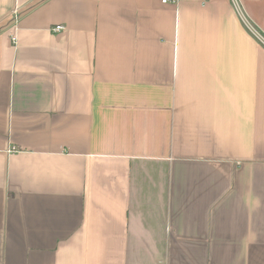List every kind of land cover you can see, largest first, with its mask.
I'll list each match as a JSON object with an SVG mask.
<instances>
[{
	"label": "crops",
	"instance_id": "obj_1",
	"mask_svg": "<svg viewBox=\"0 0 264 264\" xmlns=\"http://www.w3.org/2000/svg\"><path fill=\"white\" fill-rule=\"evenodd\" d=\"M0 264H264V47L229 0H0Z\"/></svg>",
	"mask_w": 264,
	"mask_h": 264
},
{
	"label": "built area",
	"instance_id": "obj_2",
	"mask_svg": "<svg viewBox=\"0 0 264 264\" xmlns=\"http://www.w3.org/2000/svg\"><path fill=\"white\" fill-rule=\"evenodd\" d=\"M178 0H161V3L163 5L166 4H175L177 3ZM229 4L233 10V12L235 13V15L237 16L238 20L241 22L243 28L245 29V31L262 47H264V34L256 27V25L251 21V19L248 17V15L246 14L241 0H229ZM18 11L15 10L13 11L12 14V21L17 22L18 20ZM64 30L63 26H56L54 28H52V32L53 33H60ZM11 42L12 43H16V37L15 36H11Z\"/></svg>",
	"mask_w": 264,
	"mask_h": 264
}]
</instances>
